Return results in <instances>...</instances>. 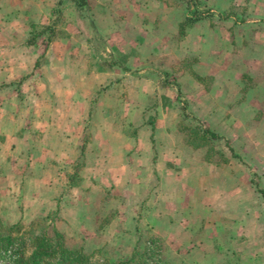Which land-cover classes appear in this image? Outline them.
<instances>
[{"label": "rangeland", "instance_id": "rangeland-1", "mask_svg": "<svg viewBox=\"0 0 264 264\" xmlns=\"http://www.w3.org/2000/svg\"><path fill=\"white\" fill-rule=\"evenodd\" d=\"M188 1L254 22L183 24ZM188 1L87 0L86 10L76 0H0L1 224L22 232L50 215L45 226L98 262L157 237L151 264H264V0ZM32 32L42 33L28 43ZM101 59L138 68L110 73ZM149 68L179 94L140 80ZM142 118L151 132L138 138ZM199 123L244 161L222 140L215 146L232 160L207 164L189 131ZM106 143L118 157L110 163ZM151 163L155 177L141 174ZM75 168L81 180L69 188Z\"/></svg>", "mask_w": 264, "mask_h": 264}, {"label": "trees", "instance_id": "trees-1", "mask_svg": "<svg viewBox=\"0 0 264 264\" xmlns=\"http://www.w3.org/2000/svg\"><path fill=\"white\" fill-rule=\"evenodd\" d=\"M76 4L79 8L88 10L89 4L87 0H76ZM214 16L220 20H231L236 25H244L247 22L245 19L238 17L234 11H223L220 13L214 9L203 10L196 3L188 1L183 24L192 25L203 19L213 18ZM260 21L264 22V19ZM46 28L51 29L49 27ZM42 32H38L37 34L32 32L27 37L28 43H32ZM51 34H53V31H50ZM107 64L110 67L111 65L117 66L114 60L107 61ZM120 70L127 71L128 67H122ZM146 72L144 76L153 77L155 81L159 82L161 87H173L179 94L178 83L172 82L168 73L154 68H149ZM183 107H187L186 101H184ZM189 131L194 134L195 139L198 141L194 144V147L206 149V161L211 162L217 160L222 163L228 162L229 157L222 149L215 146V143L222 140L225 141L224 145L229 151L230 157L236 158L241 162L244 161L242 156L234 149L230 140L227 138L224 139L213 129L199 123L198 125H192ZM77 174L78 169L75 168L74 172L68 178L69 188L78 186L81 179L78 180L76 178ZM256 185L259 186L260 182L259 184L256 183ZM258 188L259 192H264L261 187ZM52 214L58 217V209H55ZM49 216L36 217L28 227V229L32 227L30 231L27 229L26 231L19 232V223L5 225L0 223V258H4V260L9 261L11 264H151V261H149L152 258L150 254L153 253L156 244L160 241V238L152 237L151 240L155 241L153 247L151 243L145 241L143 246H134L133 252L126 259L98 262L94 261L92 255L82 247L67 244L63 233L56 226L48 223L45 226ZM38 224L41 227L36 231L33 226Z\"/></svg>", "mask_w": 264, "mask_h": 264}, {"label": "crops", "instance_id": "crops-1", "mask_svg": "<svg viewBox=\"0 0 264 264\" xmlns=\"http://www.w3.org/2000/svg\"><path fill=\"white\" fill-rule=\"evenodd\" d=\"M261 19H259V20H257L256 22H258V23H264V22H262V21H260ZM247 22H246V24H244V25H249L250 24V22H254V21H248V20H246ZM140 36V38H143V39H145L144 38V36L142 35V34H140L139 35ZM102 60V64H107V59H101ZM107 69L110 71V73H114L115 71H119L121 74H124V73H126L127 71L129 72V70H131V69H137L138 67H135V66H112L111 65V67L107 64ZM122 67H128V70L127 71H121L120 70V68H122ZM144 78H147L146 76H142L141 78H140V80H144ZM147 79H150V78H147ZM151 80V79H150ZM81 110V109H80ZM81 112V111H80ZM77 113L76 114V116H80L82 113ZM134 113H136V112H134ZM138 115H140V116H143V113L140 111L139 112V114ZM240 117H242L241 115H240ZM145 122H144V120H143V118L140 120V122H137V123H135V125H134V127L136 128V130H137V133H138V138H141V133H142V130L144 129V130H148L149 132H151V127L150 126H148L147 124H144ZM209 128H211V127H209ZM153 129V128H152ZM212 129V128H211ZM71 131H72V133L74 134V137H75V144H77V145H80V148H83V146H84V143H85V139H83V132H84V130L83 129H80V128H78V127H76V128H72L71 129ZM112 133H114V132H112ZM109 134L111 135V129H110V131H109ZM120 135V134H119ZM80 140V141H79ZM99 141H101V139H99ZM98 141V142H99ZM139 141V140H138ZM93 143L94 144H96L97 143V139L96 140H91V143L90 142H88L87 141V144L88 145H91L92 146V148L94 149V148H96V147H94V145H93ZM107 144V149H108V159L106 158V163H110V161L112 162L114 159H117L118 157H115V156H113V153H114V151H111V150H109V145H108V143H106ZM95 146H97V145H95ZM134 146V145H133ZM66 147H67V142H65V141H62L60 144H59V149L60 150H65L66 149ZM94 150H96V149H94ZM130 151H132V148L131 149H127V151L126 152H130ZM130 154V156H132L131 154L132 153H129ZM133 157H135V156H138V155H136L135 154V152L133 153ZM113 157V159L112 160H110V158H112ZM129 159H127V158H125V160H124V157L122 156V159H123V161H124V163H127V162H129V164H128V166L130 165V163H132V161L134 162V158L133 159H131V157H128ZM75 160H77V157H76V159H74V161ZM79 160V159H78ZM230 160H232V159H230ZM229 160V161H230ZM122 161V162H123ZM136 161H137V157H136ZM138 162V161H137ZM206 163V162H205ZM210 162H208L207 164H209ZM138 164V163H137ZM137 164H135V166H134V168L136 167V166H140V163L137 165ZM210 165V164H209ZM107 168L109 169V165L107 164ZM130 169H132L131 171H133V168H130ZM144 169L145 170H140V172H141V174H143V172L145 173V172H147V174H152V176H154L155 177V172H156V167H155V165L153 164V163H151V167H150V169H149V167H148V169H146L145 167H144ZM147 170V171H146ZM109 172H110V170H109ZM135 174V173H134ZM139 172H138V175H134V176H136V179H138V180H142V175H141ZM132 175V174H131ZM139 177V178H138ZM174 184H175V186L174 187H176L177 189H179V190H185L186 188L185 187H183V182H176V181H174Z\"/></svg>", "mask_w": 264, "mask_h": 264}]
</instances>
